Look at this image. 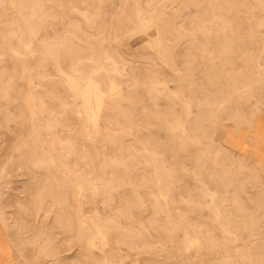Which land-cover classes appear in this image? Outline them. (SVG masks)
<instances>
[{
	"label": "rangeland",
	"instance_id": "374dc122",
	"mask_svg": "<svg viewBox=\"0 0 264 264\" xmlns=\"http://www.w3.org/2000/svg\"><path fill=\"white\" fill-rule=\"evenodd\" d=\"M257 115L264 0H0V222L24 264H264V164L223 140Z\"/></svg>",
	"mask_w": 264,
	"mask_h": 264
},
{
	"label": "crops",
	"instance_id": "0c3cea01",
	"mask_svg": "<svg viewBox=\"0 0 264 264\" xmlns=\"http://www.w3.org/2000/svg\"><path fill=\"white\" fill-rule=\"evenodd\" d=\"M223 140L226 146L240 156L254 159L264 164V120L257 115L252 126L224 129ZM0 264H24L17 260L15 249L10 244L0 222Z\"/></svg>",
	"mask_w": 264,
	"mask_h": 264
},
{
	"label": "bare ground",
	"instance_id": "6f19581e",
	"mask_svg": "<svg viewBox=\"0 0 264 264\" xmlns=\"http://www.w3.org/2000/svg\"><path fill=\"white\" fill-rule=\"evenodd\" d=\"M33 29V28H32ZM27 56V55H26ZM96 73V72H95ZM88 87V100L85 105L86 109H89L91 111L95 110L96 106L100 102V97H101V91L95 84L93 80H90L87 84ZM30 102V101H29ZM80 188V186L78 187ZM87 249V248H86ZM88 252V251H87ZM91 253V252H90ZM102 255V254H101ZM109 259V258H108ZM105 261V259H104Z\"/></svg>",
	"mask_w": 264,
	"mask_h": 264
}]
</instances>
